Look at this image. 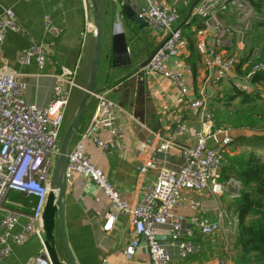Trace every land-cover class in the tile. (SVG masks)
Instances as JSON below:
<instances>
[{
    "label": "built area",
    "instance_id": "2783aa9c",
    "mask_svg": "<svg viewBox=\"0 0 264 264\" xmlns=\"http://www.w3.org/2000/svg\"><path fill=\"white\" fill-rule=\"evenodd\" d=\"M120 2L136 6V16L164 36L149 63L139 67L138 71L144 75H158L175 85L183 96L187 95V73L191 66L182 60L183 34L178 28L181 14L177 5L167 0H144V4H139L137 0ZM191 16L201 20L200 28L194 31L206 82L218 85L233 79L231 86L234 91L259 92L256 87L261 84L251 78L257 73H264V0H200ZM44 28L55 31L47 17ZM88 28L94 32L93 22H89ZM6 30L22 32L14 12L1 8L0 56ZM48 53L47 47L33 43L29 49L19 53L17 60L21 65L34 62L42 68ZM171 59H175L173 67L168 66ZM75 75L74 71L67 69L53 74L52 97L47 106L40 107L25 99L26 85L20 81L19 75L0 66V210L5 213L1 221L0 260L10 253L7 238L22 215L17 208L7 206L8 195L15 192L30 199L32 210L27 215L22 233L14 235L13 240L21 243L35 233L43 248L33 264H51L43 244V213L69 100L75 89L84 91L75 82ZM108 93L107 89H103L94 90L91 94L95 101L94 112L88 126L67 153L64 186H69L74 176H79L86 187L93 184L106 196L109 210L104 214V233L112 231L118 218L129 220L133 234L124 250L128 262L134 257L139 239L143 238L149 264H173L166 247L159 240V230L164 225L169 226V243L178 248L181 259L198 255L201 246L195 242L196 235L211 237L222 232L226 216L219 213L213 220L198 213L200 203L187 200L185 195L203 191L223 194L240 188L238 180H220L226 153L233 142L231 129L216 123L207 96L189 100L186 108L196 115L201 124L200 131L195 133L196 143L176 147L167 139L157 145L153 155L137 167L139 175L152 170L157 172V177L141 200L130 203L91 162L85 151L86 140L92 141L104 152H108L112 144L122 147L119 141L124 133L116 127V121L125 111L108 97ZM102 131L109 133L108 140L100 137ZM186 132L184 114L178 113L173 135L181 136ZM172 147L179 150L182 160L176 168H171L166 160L156 156ZM236 197V193L229 195L230 199ZM186 205L194 213L189 217V227L183 228L184 218L176 209Z\"/></svg>",
    "mask_w": 264,
    "mask_h": 264
},
{
    "label": "crops",
    "instance_id": "0c3cea01",
    "mask_svg": "<svg viewBox=\"0 0 264 264\" xmlns=\"http://www.w3.org/2000/svg\"><path fill=\"white\" fill-rule=\"evenodd\" d=\"M137 1L139 4L145 3L144 0ZM167 1L176 4L177 7L180 2V0ZM98 3L105 28L112 21L108 19V16L120 17L126 31L131 66L112 67L111 59H105L109 52V38H104L95 90L107 89L108 97L125 111V114L120 115L116 121V127L121 128L124 133L119 141L122 147L112 144L110 150L104 152L89 140L84 141V146L91 162L104 173L106 179L125 200L134 203L142 199L146 189L157 177L156 171L149 170L144 175H139L137 170V167L153 155L152 152L157 145L164 143L167 139H170L169 141L176 147L196 143L195 133L200 131L201 124L196 115L186 108L189 100L202 95L207 96L213 115L218 111L225 115H232L236 109H243L252 104L254 110L258 108L262 110L261 117H263L264 82L256 87L260 93L259 99L250 103H243L242 96L234 93L231 86L233 79L218 85L208 84L194 34L199 61L196 62L194 70H188V91L187 95L183 96L175 85L160 76L144 75L138 71L139 66L147 61L161 45L164 37L162 32L153 29L150 25L141 28L130 22L123 10L125 6H130L136 14V6L131 3L122 5L120 0H98ZM1 8H9L14 12L22 32L5 31L0 66L19 75L20 81L26 85L24 97L28 102L40 107L47 106L52 97L53 78L51 76L64 69L74 71L75 82L82 88L86 87L95 41L93 30L88 28L89 22H93V8L90 0H0ZM46 17L55 31L45 30ZM197 23L201 24V20L198 19ZM195 28V24L191 26V30ZM181 30L183 31V26ZM33 43L42 44L49 50L42 68L34 62L30 65L18 63L19 53L29 49ZM181 52L183 62L190 66L188 62L190 53L184 36ZM174 64L175 59L168 62L169 67H173ZM81 93L82 98L83 91ZM229 98L231 101H228ZM94 102L92 98L89 99L84 116L70 142L68 153L88 126L94 112ZM178 113L184 114L187 128V132L181 136L173 135L175 116ZM224 125L227 124L224 123ZM228 127L233 137V142L228 148L230 156L254 151L262 155L264 162V129L258 131V128L249 130L231 125ZM100 137L108 140L109 133L102 131ZM176 147L158 153L156 156L166 160L171 168H176L182 163L180 152ZM185 197L187 200L200 203L198 213L213 220L217 219L219 213H223L226 220L222 232L211 237L196 235L195 242L201 246V252L187 259H181L178 248L170 245L169 226L160 227V243L166 247L173 264H235L238 250L234 243L238 230V217L232 206V199L226 193L212 194L208 191L187 193ZM8 202V207L17 208L22 215L7 238L10 253L5 259L0 260V264H33L43 248L39 237L32 233L21 243L13 240L14 235L22 233L27 223V215L31 213L32 203L24 195L15 192L8 195ZM108 210L106 196L93 184L86 187L81 177L74 176L71 184L64 186L62 221L60 223L56 218L54 230L58 256L63 263L149 264L148 249L143 238L139 239V246L131 262H128L124 256L125 247L133 234L127 218H118L112 231L103 232L104 214ZM176 211L184 218L183 228H188L189 217L194 213L193 210L186 205L178 206ZM4 216L5 213L0 210V235L3 233L1 221ZM61 233H63L65 245L62 243Z\"/></svg>",
    "mask_w": 264,
    "mask_h": 264
},
{
    "label": "trees",
    "instance_id": "16d2710c",
    "mask_svg": "<svg viewBox=\"0 0 264 264\" xmlns=\"http://www.w3.org/2000/svg\"><path fill=\"white\" fill-rule=\"evenodd\" d=\"M193 2L194 0H180L178 8L181 21L187 15ZM197 20L198 18L191 16L188 23L183 25L182 31L190 53L188 62L192 70H194L196 62L199 61L194 40L195 31L191 30V26L194 24L196 28H200L201 24L197 23ZM251 80L255 83L263 82L264 73L255 74ZM234 93L242 96L243 103L258 100L260 96L259 92L248 94L234 91ZM228 101H231V98ZM254 111V107L236 109L232 115H225L218 111L214 113V119L219 126L228 127L231 125L255 130L262 117L255 114ZM225 160L220 180L235 179L240 182L238 190L226 193L227 195L237 194V197L232 199V206L238 217V230L234 243L238 250L234 260L235 264H264V162L262 155L249 151L230 156L227 152Z\"/></svg>",
    "mask_w": 264,
    "mask_h": 264
},
{
    "label": "water",
    "instance_id": "95a60500",
    "mask_svg": "<svg viewBox=\"0 0 264 264\" xmlns=\"http://www.w3.org/2000/svg\"><path fill=\"white\" fill-rule=\"evenodd\" d=\"M200 0H194L191 4L189 11L185 18L181 21L178 28H182L184 24H187L194 7ZM92 3V18L94 25V53L92 57L89 80L84 88L83 96L80 100L78 108L68 123L65 132L60 140L58 156L55 161V166L52 174V178L50 181V189L46 201V206L43 213V231H44V247L49 256L51 264H65L63 263L57 252L56 248V239L54 235L56 218L61 223L62 221V198L64 193V171L67 162V153L70 142L74 136V133L84 116L86 111L87 103L91 98V94L94 92L97 77H98V69L102 60L103 53V45L104 38L108 39L109 52L105 56L106 60L111 59V65L113 68H126L131 66L130 56L128 54V46H127V36L126 31L124 29L123 24L121 23V19L119 16L111 18L108 16V19L112 20L108 23L107 28H105L102 24L101 20V12L98 0H90ZM124 13L127 19L132 22L134 25H139L142 27H147L148 23L143 19H140L136 16L134 10L130 6H125ZM153 56V55H152ZM152 56L145 62H143L139 67L146 66L151 60ZM61 225V224H60ZM62 235V243L65 245L63 241V233Z\"/></svg>",
    "mask_w": 264,
    "mask_h": 264
},
{
    "label": "rangeland",
    "instance_id": "374dc122",
    "mask_svg": "<svg viewBox=\"0 0 264 264\" xmlns=\"http://www.w3.org/2000/svg\"><path fill=\"white\" fill-rule=\"evenodd\" d=\"M81 92L82 91L78 92V90H74L72 93V96L69 100L70 101L69 105H68L67 110H66L63 126L61 128L60 139L62 138L63 133L65 132V129H66L68 123L70 122V119L73 117L75 111L77 110L76 108L78 107V104H79V101H80V98L82 95ZM247 107H252V104L249 106H246V108ZM255 114L263 115L262 110L260 108L255 109ZM256 127L259 129L258 131H261L262 129H264V116L257 123ZM59 246H60V244H59Z\"/></svg>",
    "mask_w": 264,
    "mask_h": 264
}]
</instances>
